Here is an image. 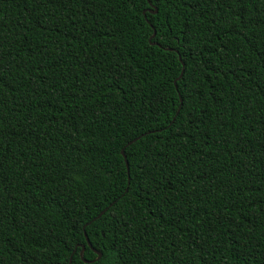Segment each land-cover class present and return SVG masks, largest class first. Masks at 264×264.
Here are the masks:
<instances>
[{"label":"trees","instance_id":"16d2710c","mask_svg":"<svg viewBox=\"0 0 264 264\" xmlns=\"http://www.w3.org/2000/svg\"><path fill=\"white\" fill-rule=\"evenodd\" d=\"M0 84V264H264V0H0Z\"/></svg>","mask_w":264,"mask_h":264},{"label":"water","instance_id":"95a60500","mask_svg":"<svg viewBox=\"0 0 264 264\" xmlns=\"http://www.w3.org/2000/svg\"><path fill=\"white\" fill-rule=\"evenodd\" d=\"M154 31H153V34H152V36L151 37H153L154 36ZM135 140V139H134ZM133 140V141H134ZM132 141V142H133ZM130 143H128L127 145H129ZM120 153H121V155H122V157L124 158V161H125V165H126V167H127V163H126V160H125V156H124V154H123V149L120 151ZM104 211H102V212H100V214L96 217V218H98L102 213H103ZM95 218V219H96ZM94 219V220H95ZM83 236H84V238H85V241H86V244L89 246V247H91L90 246V244H89V242H88V239H87V237H86V234H85V232H84V230H83ZM83 249H84V246L83 245H80V251H79V257L81 258V251H83ZM92 249V248H91ZM95 253H96V258L94 259V260H97L99 257H100V253L99 252H96L95 250H93ZM74 252V251H73ZM73 254V253H72ZM82 260H83V258H81ZM84 262H87V261H85V260H83ZM71 263V255H70V257L68 258V264H70Z\"/></svg>","mask_w":264,"mask_h":264},{"label":"snow or ice","instance_id":"6c2138e0","mask_svg":"<svg viewBox=\"0 0 264 264\" xmlns=\"http://www.w3.org/2000/svg\"><path fill=\"white\" fill-rule=\"evenodd\" d=\"M177 76H178L180 79H183V75H182V73H178ZM2 86H3V85L0 84V87H2ZM177 91H178V92L180 91L179 88L177 89ZM184 95L187 96L188 93L186 92ZM181 104L183 105V100L181 101ZM129 146H130V145H129ZM83 256H84V253H83V251H81V258H83ZM89 259H92V258L89 257Z\"/></svg>","mask_w":264,"mask_h":264}]
</instances>
